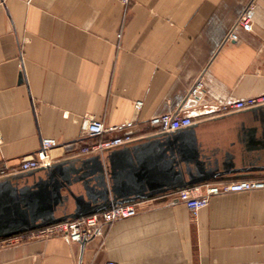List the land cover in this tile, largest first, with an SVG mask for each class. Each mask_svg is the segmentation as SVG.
<instances>
[{
	"label": "crops",
	"instance_id": "obj_1",
	"mask_svg": "<svg viewBox=\"0 0 264 264\" xmlns=\"http://www.w3.org/2000/svg\"><path fill=\"white\" fill-rule=\"evenodd\" d=\"M263 93L264 0H0V166L46 138L68 159L92 118L135 121L132 132L167 113L203 123ZM139 209L85 242L0 247V264H264V189L214 196L197 213L168 195Z\"/></svg>",
	"mask_w": 264,
	"mask_h": 264
},
{
	"label": "water",
	"instance_id": "obj_2",
	"mask_svg": "<svg viewBox=\"0 0 264 264\" xmlns=\"http://www.w3.org/2000/svg\"><path fill=\"white\" fill-rule=\"evenodd\" d=\"M240 115L243 120L231 125L229 117ZM262 174L264 106L1 179L0 241L186 189Z\"/></svg>",
	"mask_w": 264,
	"mask_h": 264
},
{
	"label": "built area",
	"instance_id": "obj_3",
	"mask_svg": "<svg viewBox=\"0 0 264 264\" xmlns=\"http://www.w3.org/2000/svg\"><path fill=\"white\" fill-rule=\"evenodd\" d=\"M122 1L124 4L130 3V0ZM256 7V3H252L238 22V25L245 31H250L252 29L251 17ZM231 39L236 40L237 35L233 34ZM201 89L202 83L199 81L194 86L192 92L195 94ZM261 106H264V93L221 105L218 108L217 116L233 115ZM135 108L140 110L142 108V102H136ZM196 123H198V120H195L192 116L167 113L153 116L145 123L144 130L132 132L131 130L137 125L135 121H128L118 126H106L103 122L92 118L86 121L84 131L81 135V140H86L87 143L80 145L74 150L73 154L76 157H85L96 153H104L109 150L133 144L150 136L171 133L188 128ZM58 146L59 143L56 139H43L40 149L34 155L24 158L16 165L3 163L0 166V180L13 175L51 166L57 162V159L52 155V150ZM262 188H264V180L249 179L232 182L223 181L186 189L174 193V196L176 201L183 203L193 213H197L199 210L207 207L210 199L214 196L248 192ZM139 204L140 203L112 208L85 217L81 220L63 222L14 236L0 241V247L55 237H64L72 242H83L95 236L98 228L103 225L137 216L140 211ZM107 264L118 263L110 261Z\"/></svg>",
	"mask_w": 264,
	"mask_h": 264
},
{
	"label": "trees",
	"instance_id": "obj_4",
	"mask_svg": "<svg viewBox=\"0 0 264 264\" xmlns=\"http://www.w3.org/2000/svg\"><path fill=\"white\" fill-rule=\"evenodd\" d=\"M76 157L74 154H71V156L69 158H74ZM68 158V159H69ZM264 180V178H247V179H240V180H233V181H241V180ZM226 182H232V181H226ZM175 194H171V195H168L169 198H171V200H174L175 199Z\"/></svg>",
	"mask_w": 264,
	"mask_h": 264
},
{
	"label": "rangeland",
	"instance_id": "obj_5",
	"mask_svg": "<svg viewBox=\"0 0 264 264\" xmlns=\"http://www.w3.org/2000/svg\"><path fill=\"white\" fill-rule=\"evenodd\" d=\"M262 189H264V188H262ZM262 189H257V190H262ZM252 191H256V190H252Z\"/></svg>",
	"mask_w": 264,
	"mask_h": 264
}]
</instances>
